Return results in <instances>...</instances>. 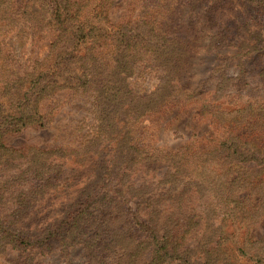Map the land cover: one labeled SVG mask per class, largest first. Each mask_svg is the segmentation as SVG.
Listing matches in <instances>:
<instances>
[{"label": "trees", "instance_id": "trees-1", "mask_svg": "<svg viewBox=\"0 0 264 264\" xmlns=\"http://www.w3.org/2000/svg\"><path fill=\"white\" fill-rule=\"evenodd\" d=\"M110 2L0 0L1 40L20 21L52 36L20 74L0 46L4 264H264V237H249L264 215V0H126L116 23ZM137 64L156 75L147 95L128 87ZM61 91L91 100L76 146L5 147V134L43 127L39 105ZM191 104L222 125L217 145H134L145 115ZM65 166L77 191L55 199Z\"/></svg>", "mask_w": 264, "mask_h": 264}, {"label": "rangeland", "instance_id": "rangeland-1", "mask_svg": "<svg viewBox=\"0 0 264 264\" xmlns=\"http://www.w3.org/2000/svg\"><path fill=\"white\" fill-rule=\"evenodd\" d=\"M81 1V0H71ZM16 9L20 6V0H14ZM126 0H111L109 7V21L116 23L125 15ZM19 31H13L0 39V46L4 54H9L18 66L17 74L28 71L27 67L31 61L40 60L47 45L52 40L49 33H37L30 30L27 24L20 21ZM24 67V68H23ZM132 77L129 78L128 87L135 90L139 95L149 94L157 84L155 72L142 64H137ZM91 100L87 97L71 96L66 91H61L42 101L39 105V112L44 118L43 127H27L18 132L7 133L3 136L5 147L12 149L35 148L38 151H47L54 148L65 150L73 149L77 144L79 133L88 132L93 124L91 113ZM198 107L191 104L185 108L171 106L158 110L153 114L145 115L134 129L135 146L147 153L164 155L174 153L184 147L196 148L198 150L209 149L217 145L226 136L222 125L213 123L208 118H199ZM37 164V171L43 170V163L47 156H34ZM18 164L24 159H19ZM42 179L41 176L34 177V182ZM57 189L53 198L59 199L65 194L72 196L76 189H67L72 181L80 180L76 171L70 167H62L57 175ZM61 188V189H60ZM57 202V200L55 201ZM204 212L203 203L197 207ZM218 211V210H217ZM211 217L210 214L207 215ZM220 221L215 220L214 225ZM249 237L252 240L264 237V215L251 227ZM195 247V252L198 250ZM194 251V249H193ZM0 256V264H4Z\"/></svg>", "mask_w": 264, "mask_h": 264}]
</instances>
